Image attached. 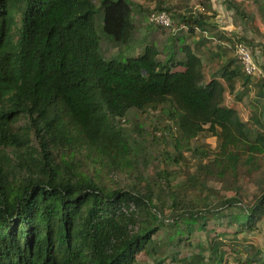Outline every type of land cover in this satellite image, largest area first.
<instances>
[{
  "label": "trees",
  "instance_id": "16d2710c",
  "mask_svg": "<svg viewBox=\"0 0 264 264\" xmlns=\"http://www.w3.org/2000/svg\"><path fill=\"white\" fill-rule=\"evenodd\" d=\"M234 1L227 6L238 12L251 5L264 25V0ZM144 3L170 15L173 29L157 26L160 43L143 37L133 52L106 58L101 38L127 46L142 6L0 0V264H136L140 253L157 261L170 243L152 237L179 222L211 234L192 264H202L204 254L205 264H264V239L262 247L243 246L242 258L236 250L264 220V78L243 75L231 47L210 46L203 11L180 14L167 0ZM245 18L253 24L252 15ZM225 94L234 103L246 99L254 125L226 104ZM132 109L159 113L177 148L203 133L213 137L214 150L197 153L196 174L226 191L240 177L259 175V195L238 211L229 210L236 205L230 199L190 210L168 192L170 211L182 209L169 224L148 185L109 187L103 169L111 174L132 162L121 126ZM176 234L171 245H190L191 236Z\"/></svg>",
  "mask_w": 264,
  "mask_h": 264
},
{
  "label": "rangeland",
  "instance_id": "374dc122",
  "mask_svg": "<svg viewBox=\"0 0 264 264\" xmlns=\"http://www.w3.org/2000/svg\"><path fill=\"white\" fill-rule=\"evenodd\" d=\"M98 1L95 0L96 6L98 5ZM227 1L229 5L235 4L234 0ZM227 1L212 0L211 3L209 0L208 4L205 5L207 7L201 6L199 0H167V3L169 6H173V10L176 7V11L180 14L181 12L185 14H199L203 11L207 17V22L212 26L210 27L211 31L207 33V36L211 37L210 46L223 47L235 39H241L254 47L257 52L259 51L256 54V51H254V56L264 72V64L260 57L263 55L261 51L262 47H260L261 43L254 42V37L251 33L255 35L256 32L253 31L255 27L249 23V19L246 20L245 18V16L251 15V5L245 4L241 9L238 8V12H235L234 9H230L227 6ZM130 2L136 6L143 7V9L137 10L135 15L137 19L133 39L127 46H122L116 45L103 36L100 44L102 54L106 58H120L128 52H133L137 43L143 37L153 39L157 44L164 37L163 34L161 35L158 32L159 28L157 26L147 21V15L153 9V5H150L149 8L144 3V0H130ZM146 9L149 11H146ZM168 30L165 29V32H169ZM219 36H222L223 39L219 40ZM203 51L204 49L201 50V52ZM227 55L232 54L228 51ZM219 60L223 59L220 58ZM203 71L207 76V66L203 68ZM252 95L253 91L244 98H250ZM225 98L226 104H232L237 109L240 117L248 121V125H254L255 112L248 107L246 99L243 98L242 102L234 103L231 102L230 95L225 94ZM165 124L166 121L159 113H141L134 109L128 112L121 126L129 140V146L131 148L130 160L132 162L122 161L111 174L107 168L103 169L109 187L129 189L134 186L143 188L145 185H148L153 192V204L157 205L163 211L164 218L169 224H172L173 219L181 213L182 209L178 207L176 210L170 211L168 208L169 201L166 199L168 192H173L178 201L182 203L181 206H187L190 210L196 208L212 209L213 207L220 206L224 199H230L236 205L229 210L238 211L243 206H247L253 202L259 195L260 191L256 183L262 179L259 175H255L251 179L240 177L234 191L224 190L218 182L210 180L203 182L195 171L199 163L197 153L201 150L212 152L215 148V139L203 133L191 140L185 148H182L180 144L179 148H177V141L163 133L165 130L163 126ZM82 165L86 173H89L88 168L92 170L89 162L82 160ZM106 174H109L110 177ZM263 226L264 220L260 221L257 231L244 234L247 237L245 244H242L238 240L236 250L238 251L237 253L241 254V258L248 255L244 254L242 250L243 246L252 245L258 248L262 247L264 236L261 228ZM177 231L182 238H185V241L188 236H191L190 245L184 244V241L179 247L171 245L177 237ZM210 237V233L200 232L196 226L194 229L189 227L185 228L184 224L179 222L173 228H170L169 231L162 230L152 237L153 239L155 238L156 242L158 241L159 245L163 246V244L170 243L166 251L157 256V261L162 260L159 264H190L194 256H202L199 251L209 244ZM224 241L229 242L228 238L224 239ZM229 257L231 258V255ZM135 258L136 264H156L157 262L153 261L150 256L142 253L136 255ZM207 260V255L204 254L202 264H205Z\"/></svg>",
  "mask_w": 264,
  "mask_h": 264
},
{
  "label": "built area",
  "instance_id": "2783aa9c",
  "mask_svg": "<svg viewBox=\"0 0 264 264\" xmlns=\"http://www.w3.org/2000/svg\"><path fill=\"white\" fill-rule=\"evenodd\" d=\"M148 23L165 28L173 29V20L164 11H153L147 15ZM231 47L233 56L236 58L240 71L243 75L251 78H264V72L254 56V49L241 39H235L231 43L226 44ZM230 264H240L239 262H231Z\"/></svg>",
  "mask_w": 264,
  "mask_h": 264
},
{
  "label": "crops",
  "instance_id": "0c3cea01",
  "mask_svg": "<svg viewBox=\"0 0 264 264\" xmlns=\"http://www.w3.org/2000/svg\"><path fill=\"white\" fill-rule=\"evenodd\" d=\"M210 2L212 3V0H210ZM236 2H237V0H236ZM250 8H251V15H252V17L254 19V22L252 24L251 21L249 20V23L254 25L255 28L253 29V31L256 32L255 35L253 33H251V35L254 37L253 39H254L255 43L260 42L261 43L260 47H264V25L257 18L255 9L252 6H250ZM230 12H231V10H230ZM246 20H248V19H246ZM254 51H256L255 54L259 53V51L257 52V50L255 48H254ZM260 57H261L262 63L264 64V54L261 55Z\"/></svg>",
  "mask_w": 264,
  "mask_h": 264
}]
</instances>
